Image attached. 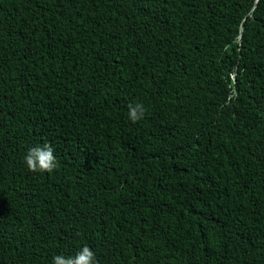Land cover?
<instances>
[{
    "label": "trees",
    "instance_id": "trees-1",
    "mask_svg": "<svg viewBox=\"0 0 264 264\" xmlns=\"http://www.w3.org/2000/svg\"><path fill=\"white\" fill-rule=\"evenodd\" d=\"M85 245L264 264V0H0V264Z\"/></svg>",
    "mask_w": 264,
    "mask_h": 264
},
{
    "label": "clouds",
    "instance_id": "clouds-1",
    "mask_svg": "<svg viewBox=\"0 0 264 264\" xmlns=\"http://www.w3.org/2000/svg\"><path fill=\"white\" fill-rule=\"evenodd\" d=\"M145 112L143 104L129 105L128 117L132 123H136L144 118ZM24 163L33 173H52L58 167L51 143L29 149L24 157ZM52 264H97V261L93 250L85 245L71 256L54 255Z\"/></svg>",
    "mask_w": 264,
    "mask_h": 264
}]
</instances>
